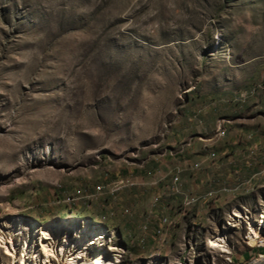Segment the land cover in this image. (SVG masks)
Wrapping results in <instances>:
<instances>
[{
    "label": "rangeland",
    "instance_id": "1",
    "mask_svg": "<svg viewBox=\"0 0 264 264\" xmlns=\"http://www.w3.org/2000/svg\"><path fill=\"white\" fill-rule=\"evenodd\" d=\"M239 67L264 97V0H0L1 236L71 220L69 242L101 227L116 264H264V197L209 222L187 199L160 247L149 229L200 143L180 135L187 102Z\"/></svg>",
    "mask_w": 264,
    "mask_h": 264
},
{
    "label": "crops",
    "instance_id": "2",
    "mask_svg": "<svg viewBox=\"0 0 264 264\" xmlns=\"http://www.w3.org/2000/svg\"><path fill=\"white\" fill-rule=\"evenodd\" d=\"M236 69L224 85L216 84L191 96L185 106L180 135H195L200 143L188 146L183 169L167 179L177 195L162 199V213L152 217V234L162 230L160 236H151L159 247L172 241L173 222L185 213L192 212L193 221L209 222L213 206L223 221L232 207L251 210L264 197V97L242 88L246 68ZM187 199L197 201L186 203L184 214H177L175 206ZM163 219L169 224L162 225ZM258 252L264 254L263 249Z\"/></svg>",
    "mask_w": 264,
    "mask_h": 264
},
{
    "label": "bare ground",
    "instance_id": "3",
    "mask_svg": "<svg viewBox=\"0 0 264 264\" xmlns=\"http://www.w3.org/2000/svg\"><path fill=\"white\" fill-rule=\"evenodd\" d=\"M11 236H19L21 233V219L7 221ZM71 220H53L45 225L32 226V233L20 239L18 245L10 240H5L0 231V248L4 250L9 264H116L114 258L103 251L101 227L89 233V239L85 238V231L75 233L73 242L71 237ZM85 225V224H84ZM252 230V226L250 225ZM214 247L226 249L223 237L217 236L211 241ZM91 245L97 251L85 253L84 250ZM118 258H115L116 261Z\"/></svg>",
    "mask_w": 264,
    "mask_h": 264
},
{
    "label": "built area",
    "instance_id": "4",
    "mask_svg": "<svg viewBox=\"0 0 264 264\" xmlns=\"http://www.w3.org/2000/svg\"><path fill=\"white\" fill-rule=\"evenodd\" d=\"M176 180H177V179L175 178V179H174V182H175ZM196 201H197L196 199H191L188 203L193 204V203H195ZM156 231H158V229H157ZM156 231L153 233V236H156ZM260 249H264V246H261ZM258 257H259L260 259L263 258L261 255H258Z\"/></svg>",
    "mask_w": 264,
    "mask_h": 264
}]
</instances>
